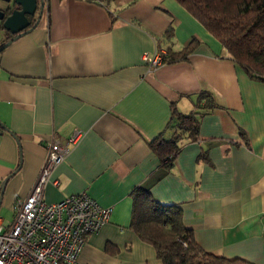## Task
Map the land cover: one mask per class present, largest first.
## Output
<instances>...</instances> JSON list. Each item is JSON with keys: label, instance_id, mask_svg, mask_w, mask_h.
Listing matches in <instances>:
<instances>
[{"label": "crops", "instance_id": "obj_1", "mask_svg": "<svg viewBox=\"0 0 264 264\" xmlns=\"http://www.w3.org/2000/svg\"><path fill=\"white\" fill-rule=\"evenodd\" d=\"M45 4L37 27L0 53V224L11 226L16 203L32 193L49 143L80 130L44 189L51 204L87 192L112 210L79 264H163L131 227L137 188L179 206L206 252L264 264V84L176 0ZM8 35L0 20V46ZM193 39L185 61L154 71L143 61ZM203 92L217 109L198 110ZM174 109L203 117L198 140L185 134L168 169L149 144L172 138Z\"/></svg>", "mask_w": 264, "mask_h": 264}, {"label": "trees", "instance_id": "obj_2", "mask_svg": "<svg viewBox=\"0 0 264 264\" xmlns=\"http://www.w3.org/2000/svg\"><path fill=\"white\" fill-rule=\"evenodd\" d=\"M231 55L234 62L251 78L264 84V0H176ZM11 35V36H10ZM8 35V41L14 36ZM198 45L193 39L179 53H170L166 63L185 61ZM218 106L210 93L203 92L198 110L214 111ZM183 115L173 111L172 138L159 137L150 142L151 149L166 168H171L181 151L185 134L191 141L199 138L203 114ZM1 129H6L4 125ZM134 209L131 227L145 242L152 245L163 264H252L242 259H226L203 250L193 232L184 224L177 205L158 203L149 190L137 188L133 194Z\"/></svg>", "mask_w": 264, "mask_h": 264}, {"label": "built area", "instance_id": "obj_3", "mask_svg": "<svg viewBox=\"0 0 264 264\" xmlns=\"http://www.w3.org/2000/svg\"><path fill=\"white\" fill-rule=\"evenodd\" d=\"M168 58L163 49L143 55L149 71L164 65ZM83 135L76 130L68 139L55 138L49 143L45 164L32 193L16 203L11 226L0 224V264H79L88 238L109 223L112 210L100 206L87 192L54 204L44 199L53 170Z\"/></svg>", "mask_w": 264, "mask_h": 264}, {"label": "water", "instance_id": "obj_4", "mask_svg": "<svg viewBox=\"0 0 264 264\" xmlns=\"http://www.w3.org/2000/svg\"><path fill=\"white\" fill-rule=\"evenodd\" d=\"M8 4L6 10H0V20L3 28L14 38L0 46V53L17 39L29 34L37 27L46 7L45 0H3ZM39 12V18L33 23V18ZM3 124L0 122V126ZM8 180L4 181L0 189V204Z\"/></svg>", "mask_w": 264, "mask_h": 264}, {"label": "flooded vegetation", "instance_id": "obj_5", "mask_svg": "<svg viewBox=\"0 0 264 264\" xmlns=\"http://www.w3.org/2000/svg\"><path fill=\"white\" fill-rule=\"evenodd\" d=\"M38 13H39V12H38ZM36 17H37V15H36ZM36 17H35V18H33V23H34V22H36V20H37V18H36Z\"/></svg>", "mask_w": 264, "mask_h": 264}]
</instances>
